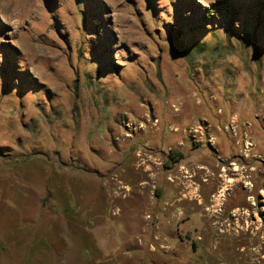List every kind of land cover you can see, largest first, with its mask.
<instances>
[{
	"label": "rangeland",
	"instance_id": "rangeland-1",
	"mask_svg": "<svg viewBox=\"0 0 264 264\" xmlns=\"http://www.w3.org/2000/svg\"><path fill=\"white\" fill-rule=\"evenodd\" d=\"M0 264H264V0H0Z\"/></svg>",
	"mask_w": 264,
	"mask_h": 264
},
{
	"label": "trees",
	"instance_id": "trees-1",
	"mask_svg": "<svg viewBox=\"0 0 264 264\" xmlns=\"http://www.w3.org/2000/svg\"><path fill=\"white\" fill-rule=\"evenodd\" d=\"M183 158V154L175 150H171L164 162V167L166 169H172L180 160Z\"/></svg>",
	"mask_w": 264,
	"mask_h": 264
},
{
	"label": "bare ground",
	"instance_id": "bare-ground-1",
	"mask_svg": "<svg viewBox=\"0 0 264 264\" xmlns=\"http://www.w3.org/2000/svg\"><path fill=\"white\" fill-rule=\"evenodd\" d=\"M221 192V191H220ZM223 192V191H222ZM244 251V250H243ZM257 255V254H256ZM256 255L254 253L251 254V257L254 258L253 260H251L250 262H256Z\"/></svg>",
	"mask_w": 264,
	"mask_h": 264
},
{
	"label": "built area",
	"instance_id": "built-area-1",
	"mask_svg": "<svg viewBox=\"0 0 264 264\" xmlns=\"http://www.w3.org/2000/svg\"><path fill=\"white\" fill-rule=\"evenodd\" d=\"M249 147H251V145H245V149H249Z\"/></svg>",
	"mask_w": 264,
	"mask_h": 264
}]
</instances>
